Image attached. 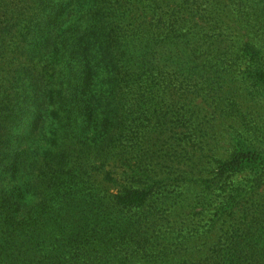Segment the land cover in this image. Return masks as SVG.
Wrapping results in <instances>:
<instances>
[{"label": "trees", "instance_id": "trees-1", "mask_svg": "<svg viewBox=\"0 0 264 264\" xmlns=\"http://www.w3.org/2000/svg\"><path fill=\"white\" fill-rule=\"evenodd\" d=\"M24 2L0 0V31H15L0 34V264H264V149L238 120L228 157L178 177L209 190L203 208L189 204L200 222L153 221L172 180L158 160L181 167L157 148L202 149L186 104L205 95L193 44L225 43L230 10L240 37L226 48L243 56L232 51L217 78L245 62L264 99V0Z\"/></svg>", "mask_w": 264, "mask_h": 264}, {"label": "rangeland", "instance_id": "rangeland-1", "mask_svg": "<svg viewBox=\"0 0 264 264\" xmlns=\"http://www.w3.org/2000/svg\"><path fill=\"white\" fill-rule=\"evenodd\" d=\"M10 8L13 9V6H10ZM225 10L227 11V8ZM48 13V11L42 13V18L47 17ZM219 18L222 17L218 15L212 20ZM225 21V43L222 44L220 42L218 34H216L217 36L214 40H211L212 35L208 34L210 38L208 35H204L193 44L196 46L197 52L192 57L198 53L197 56L202 61V65L199 68L201 69L200 74L206 76L204 85L201 87L204 89L205 95L194 98L193 103L188 98L186 104L189 103V106L196 111L197 116L202 119L201 134L198 138L200 141L199 146L202 149L194 158L193 154H191L192 150L188 147L185 140L180 144L157 148L159 157H168L171 160H175L176 163H181L180 170L178 169L179 173L176 174L174 168H172L173 172H170L171 161L162 164L161 160H158L162 171L167 170L170 173H168L169 177L172 179L161 190H157L154 195L156 203L163 204L159 214L157 213L153 217V221L158 223L159 228L166 227V230H170V226L165 221L178 222L187 229L192 228L196 221L200 222L199 215H194L193 211L190 214L192 208L189 204L196 200V203L200 202L202 206L201 202L209 195V190L203 192L195 184L190 187L188 183L186 186V183L182 180L179 181L178 177H182L185 174L187 171L186 166H195L197 164H205L206 161H213L212 157L216 156L217 153L220 158L228 157L230 139L228 138V133L231 131V126L235 123V120H238V127L241 132L246 134L250 143L262 150L264 149V99L257 90L253 89V86L246 84L244 80L245 77L247 78L248 73L246 72L248 69L247 64L245 65L244 62L234 67L229 82L217 78V74L220 73L223 76L226 73L230 75V71H227V66L223 64V61L227 58L231 59L232 51L237 53L236 57L239 55L243 56V53L236 46L234 49L226 48L229 42L230 45H236L238 37H240L239 32L234 29V13L231 10L226 13ZM43 25L41 22L40 30H42ZM14 33L15 31L12 29L0 31V34L4 37L11 36ZM6 50L11 53L13 48L8 47ZM209 77L211 78L209 79ZM216 101H218L219 106L216 105ZM185 135L186 133L184 132L182 136L185 137ZM204 137L209 141L210 147L208 146L203 151L204 145L202 143H204ZM221 137H224V143L220 141ZM249 177V171H246L245 173H238L232 180L246 181ZM207 201H209L207 203L212 202L211 199ZM206 205H208L206 211L210 210V212H213L217 204ZM205 221H202L201 224L205 225Z\"/></svg>", "mask_w": 264, "mask_h": 264}]
</instances>
